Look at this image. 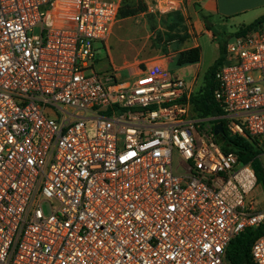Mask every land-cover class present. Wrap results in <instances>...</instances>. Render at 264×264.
<instances>
[{
  "label": "built area",
  "instance_id": "1",
  "mask_svg": "<svg viewBox=\"0 0 264 264\" xmlns=\"http://www.w3.org/2000/svg\"><path fill=\"white\" fill-rule=\"evenodd\" d=\"M120 4L0 0V264H229L264 224L254 172L213 132L256 140L264 174V23L226 44L221 116L199 118L166 68L119 82L96 57Z\"/></svg>",
  "mask_w": 264,
  "mask_h": 264
},
{
  "label": "rangeland",
  "instance_id": "2",
  "mask_svg": "<svg viewBox=\"0 0 264 264\" xmlns=\"http://www.w3.org/2000/svg\"><path fill=\"white\" fill-rule=\"evenodd\" d=\"M252 22L236 23L233 20H212V22H208L213 24L208 28L213 32L215 39H211L207 35L200 36L201 59L192 66L178 67L176 65L180 55V53L178 55L176 53L184 47L187 40L185 25L177 13H160L157 10L148 11L146 7L144 11L137 12L132 16L118 17L106 47L100 42H94L93 46L96 49V57L100 59V62L107 65L108 59H110L113 66L117 68L134 63L133 69L136 66L142 70L145 66L151 68L152 65L164 69L166 67L160 61L174 55L169 72L179 79L185 80L187 84L193 81L191 89L192 95H195L206 85L207 71L219 57V44L226 46L234 38L237 31ZM39 33V26L34 27L30 32L33 35H39ZM230 62L225 57L222 65H229ZM105 64H103L104 67H106ZM153 68L156 69V67ZM86 75H89V72H86ZM116 75L119 82L134 80L130 69H120L116 71ZM199 126H203V123H200ZM215 138L220 145L219 137ZM177 161L178 155L174 153V167ZM246 202L251 203L255 211L264 210V193H262L259 186L254 188L248 195ZM43 210L48 213V206H44Z\"/></svg>",
  "mask_w": 264,
  "mask_h": 264
},
{
  "label": "trees",
  "instance_id": "3",
  "mask_svg": "<svg viewBox=\"0 0 264 264\" xmlns=\"http://www.w3.org/2000/svg\"><path fill=\"white\" fill-rule=\"evenodd\" d=\"M137 4H135V3ZM146 9L143 0H122L118 17L125 18L134 15L137 12H142ZM264 23V16L256 19L249 25L244 26L235 35H241L258 24ZM219 57L214 64L208 69L206 75V85L199 91V93L192 95L190 98L191 109L193 113L199 118H212L221 116V107L214 98V92L217 88L215 81V72L218 70L225 58V45L219 44ZM200 60V50L192 48L180 53L176 65L183 66L188 64H195ZM224 133L218 135L221 149L228 153L232 152L237 156L238 162L243 165H249L256 177V183L259 186L264 182V174L261 171V149L256 140L247 137L231 136L227 133L224 121L220 120ZM261 235H264V224L255 229H246L236 237H234L227 250L226 261L229 264H255L251 257V247L253 243Z\"/></svg>",
  "mask_w": 264,
  "mask_h": 264
},
{
  "label": "crops",
  "instance_id": "4",
  "mask_svg": "<svg viewBox=\"0 0 264 264\" xmlns=\"http://www.w3.org/2000/svg\"><path fill=\"white\" fill-rule=\"evenodd\" d=\"M143 1L145 2L148 11L157 10L160 13H177L180 16L186 28L185 33L187 35V40L185 41L184 47L178 50L176 54L178 55V53L187 51L192 48H198L200 50V59V36L207 35L211 39H215L213 32L208 28V22H212V20H233L236 23H244L246 21L254 22L256 19L264 16V0H157V2L153 0ZM170 3H172V5L175 7L172 10H169V8L171 7V5L169 6ZM212 25L213 24L211 23L209 27H211ZM174 57L175 56L172 55L171 57L166 58L165 60H168L167 62L165 60L159 61L163 62L164 64L162 65H164L169 71L170 65L173 64ZM108 62L111 63L110 59H108ZM111 65L113 66V63H111ZM192 65L194 64H188L178 67ZM133 66L134 63H130L124 65L121 68H117L115 66H113V68L118 70L128 68L131 71V75L134 76L139 74V68L135 66V69H133ZM183 81L186 83L185 80ZM192 84L193 81L189 84L186 83V85L191 90V95Z\"/></svg>",
  "mask_w": 264,
  "mask_h": 264
},
{
  "label": "water",
  "instance_id": "5",
  "mask_svg": "<svg viewBox=\"0 0 264 264\" xmlns=\"http://www.w3.org/2000/svg\"><path fill=\"white\" fill-rule=\"evenodd\" d=\"M207 25L209 27L210 24L207 23ZM213 132H214V135H216V136L222 135L224 133L223 128L220 124L214 126ZM259 187H260L262 193H264V182H261Z\"/></svg>",
  "mask_w": 264,
  "mask_h": 264
}]
</instances>
